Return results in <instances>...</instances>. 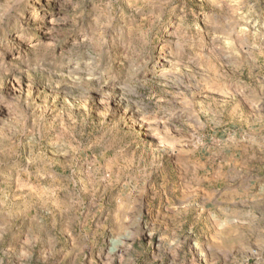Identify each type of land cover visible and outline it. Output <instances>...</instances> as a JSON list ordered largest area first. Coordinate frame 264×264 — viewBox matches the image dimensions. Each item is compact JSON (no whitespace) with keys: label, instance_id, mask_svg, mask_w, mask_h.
<instances>
[{"label":"rangeland","instance_id":"1","mask_svg":"<svg viewBox=\"0 0 264 264\" xmlns=\"http://www.w3.org/2000/svg\"><path fill=\"white\" fill-rule=\"evenodd\" d=\"M0 264H264V0H0Z\"/></svg>","mask_w":264,"mask_h":264}]
</instances>
